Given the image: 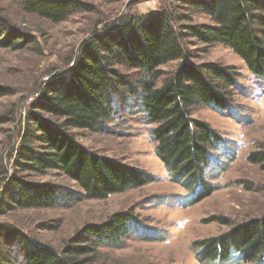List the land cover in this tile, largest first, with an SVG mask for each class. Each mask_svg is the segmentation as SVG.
Listing matches in <instances>:
<instances>
[{"label":"trees","instance_id":"16d2710c","mask_svg":"<svg viewBox=\"0 0 264 264\" xmlns=\"http://www.w3.org/2000/svg\"><path fill=\"white\" fill-rule=\"evenodd\" d=\"M18 1L26 13L52 23L89 10L81 0ZM198 14L211 22L184 23ZM18 30L0 14V48H25L27 41ZM198 44L205 51L225 45L264 78V0H169L159 12L121 18L94 30L77 50L69 72H56L43 82L22 117L11 155L13 168L26 175L0 168L5 210L53 208L73 200L74 194L58 185L29 179L53 170L74 181L88 199H105L152 182L149 172L89 149L72 132L102 130L118 99L137 100L153 124L158 158L171 180L185 188L189 203L211 195L216 185L207 171L210 156L225 139L193 111L233 106L227 88L238 78L230 68L196 64ZM171 63L177 65L165 76L162 67ZM4 94L0 87V96ZM10 120L1 114L0 126ZM248 160L264 170V147L251 150ZM137 220L132 210L115 212L83 226L62 250L39 241L18 223L0 220V264H95L100 246L122 242ZM193 248L204 264H264V215L195 240Z\"/></svg>","mask_w":264,"mask_h":264},{"label":"rangeland","instance_id":"374dc122","mask_svg":"<svg viewBox=\"0 0 264 264\" xmlns=\"http://www.w3.org/2000/svg\"><path fill=\"white\" fill-rule=\"evenodd\" d=\"M81 1L89 5V10L52 23L26 13L18 0H0V14L22 31L27 41L22 49L0 48V87L6 93L0 96V115L11 119L0 126V168L5 166L10 174L26 175L13 168L11 154L22 117L39 96L40 85L56 72H69L77 50L94 30H102L121 18L156 13L169 6V0ZM210 22L207 15L198 14L184 23ZM205 49L198 44L193 59L196 64L230 68L238 78L237 84L227 88L233 106L221 110L200 106L193 111L195 118L209 122L225 139L210 156L207 171L211 183L216 185L211 195L189 203L185 188L171 180L158 158L151 132L153 124L147 122L137 100L118 99L112 120L102 130L75 128L72 132L89 149L143 169L154 180L105 199H88L62 172L30 175V180L72 192L73 200L53 208L5 210L7 204L0 195V220L18 223L39 241L62 250L86 224L105 221L118 211L132 210L138 220L129 235L116 245L100 246L95 264H204L195 255V240L220 235L236 223L263 216L264 170L250 162L248 155L251 150L264 147V78L253 74L244 60L225 45ZM176 65L162 67L165 76ZM3 185L0 179V188Z\"/></svg>","mask_w":264,"mask_h":264}]
</instances>
